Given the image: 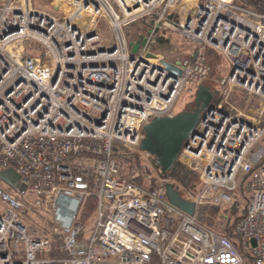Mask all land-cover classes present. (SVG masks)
Instances as JSON below:
<instances>
[{
    "label": "built area",
    "instance_id": "1",
    "mask_svg": "<svg viewBox=\"0 0 264 264\" xmlns=\"http://www.w3.org/2000/svg\"><path fill=\"white\" fill-rule=\"evenodd\" d=\"M48 2L56 13L0 0V171L19 175L14 187L0 182V264H41L57 244L63 264H243L242 252L264 264V16L233 0ZM142 21L149 33L133 52L131 25ZM166 31L197 45L167 61L180 74L156 52ZM215 53L228 74L214 79L213 101L177 156L198 174L190 196L139 143L186 86L194 95L208 80ZM141 160L156 170L151 190L131 181ZM171 181L197 207L231 205L244 187L236 243L172 205ZM29 192L38 198L27 201ZM89 196L97 201L85 223Z\"/></svg>",
    "mask_w": 264,
    "mask_h": 264
},
{
    "label": "water",
    "instance_id": "2",
    "mask_svg": "<svg viewBox=\"0 0 264 264\" xmlns=\"http://www.w3.org/2000/svg\"><path fill=\"white\" fill-rule=\"evenodd\" d=\"M135 47L136 45L132 50H135ZM164 64L176 74H180V70L171 63L164 61ZM212 101L213 91L210 87L204 83L199 84L194 92L193 104L188 105L187 109L171 116H155L142 127L143 137L139 148L154 157L159 165L160 175L173 166L182 145L193 135L202 112ZM18 180L19 175L13 169L0 171V181L9 187H14ZM164 186L166 198L172 205L189 215L195 214L194 202L184 198L172 183L166 182Z\"/></svg>",
    "mask_w": 264,
    "mask_h": 264
},
{
    "label": "rangeland",
    "instance_id": "3",
    "mask_svg": "<svg viewBox=\"0 0 264 264\" xmlns=\"http://www.w3.org/2000/svg\"><path fill=\"white\" fill-rule=\"evenodd\" d=\"M48 1L49 0H32V6L34 8L50 11L51 13H56L50 7V3ZM139 24H141L142 27H140ZM146 24H147L146 22L142 21L131 25V28L133 29V34L131 36V40H132L131 44H134L133 47L136 45V43L139 42L140 39H142L145 35L149 33L148 28H146L147 27ZM164 36H165L164 41L167 40V42L165 44L159 43L156 47V52H159L166 61L178 62L182 60V58L191 55L196 50L197 45L195 42L191 41L190 39L184 36L178 35L173 31H166L164 33ZM172 48H176L177 52L171 53L170 50ZM136 50L137 48L135 47V50H133V52H136ZM209 57L212 58L210 59V73L208 75V80L205 81L206 82L205 84L207 86H211L212 84H215L214 79L217 78L219 75L223 77L227 76L229 71V64L225 57L219 55L218 53H215L213 54V56H209ZM236 93L237 95H240L239 94L240 90L237 89ZM193 98L194 95L192 94L191 88L189 86H186L175 104L173 113L176 114L177 112L187 109L188 105L193 104ZM237 99L232 98V103L237 108H241V109L244 108V101ZM253 101L256 102V99H254ZM261 145L264 146V135L261 137V139L258 142V146ZM123 163L126 166L125 170L130 171V168H132L131 164H133L132 159L124 158ZM140 165L143 173H145L146 170L148 171L149 169H151L152 172L151 176L156 177L157 175L156 170H154L151 166L147 165L143 160H141ZM132 175L134 176V171L132 172ZM140 187L144 188L145 186H140ZM245 195H246V190L243 189L242 186H239L236 189V192L233 196L234 199L236 200V204L240 211L243 209L245 205ZM37 198L38 196L32 192H29L26 195L27 201H35ZM96 201L97 198H95V202ZM211 207L212 206L197 207L195 218L209 229L214 230L217 233H221L223 223L231 213L230 211L231 206L228 205V206L216 207L214 212L211 211Z\"/></svg>",
    "mask_w": 264,
    "mask_h": 264
},
{
    "label": "trees",
    "instance_id": "4",
    "mask_svg": "<svg viewBox=\"0 0 264 264\" xmlns=\"http://www.w3.org/2000/svg\"><path fill=\"white\" fill-rule=\"evenodd\" d=\"M233 4L241 9L249 10L255 13H258L260 15L264 16V0H233ZM262 21L264 23V17L262 18ZM206 83L205 81L203 82ZM211 89H214L215 86L212 84L209 86ZM217 99V96L214 95V100ZM125 154H121L123 158H129V154L127 152H124ZM118 154V153H116ZM119 155V154H118ZM153 164L157 170H159L158 163L152 158ZM165 178H170L177 182L180 186H182L186 191L189 193L190 196H193L197 193L199 189V181L197 177V173H195L193 170L185 166L184 164L180 163L177 159L174 162L173 166L164 172L162 175ZM156 177H153L151 179H146L143 175V172L140 173V175L134 179H131V181L139 186H145L144 188L147 190H151L154 186V179ZM244 189V187H243ZM180 194L186 198L187 196L185 193L180 190ZM245 205H246V195H245ZM245 205L243 209L240 211L238 209V206L236 204V200L229 206L230 207V215L228 218L224 221L221 233L229 240L236 243L237 236L234 232V226L235 223L244 215L245 212ZM95 198L92 196H89L86 198V200L83 202L82 209H81V218L86 223H90V221L94 218V211H95ZM213 207V208H212ZM211 211L214 212L216 207L212 206ZM228 221V222H227ZM65 256L63 249L59 246V244L54 245L51 252L45 257L48 259V261L43 262L41 264H63L62 259ZM243 256V264H254L251 256L246 253L242 252Z\"/></svg>",
    "mask_w": 264,
    "mask_h": 264
},
{
    "label": "bare ground",
    "instance_id": "5",
    "mask_svg": "<svg viewBox=\"0 0 264 264\" xmlns=\"http://www.w3.org/2000/svg\"><path fill=\"white\" fill-rule=\"evenodd\" d=\"M235 98L237 99V96H235ZM168 179H170V178H168ZM172 180V179H171ZM1 182V181H0ZM154 183L156 182V181H153ZM172 183H173V186H174V188L175 189H177L179 192H181L180 191V189L174 184V182L173 181H171ZM192 201V200H191ZM192 202H194V201H192ZM195 203V202H194ZM195 206H196V203H195ZM196 208H197V206H196Z\"/></svg>",
    "mask_w": 264,
    "mask_h": 264
},
{
    "label": "crops",
    "instance_id": "6",
    "mask_svg": "<svg viewBox=\"0 0 264 264\" xmlns=\"http://www.w3.org/2000/svg\"><path fill=\"white\" fill-rule=\"evenodd\" d=\"M162 43H165V41H161Z\"/></svg>",
    "mask_w": 264,
    "mask_h": 264
},
{
    "label": "flooded vegetation",
    "instance_id": "7",
    "mask_svg": "<svg viewBox=\"0 0 264 264\" xmlns=\"http://www.w3.org/2000/svg\"><path fill=\"white\" fill-rule=\"evenodd\" d=\"M154 158V157H153Z\"/></svg>",
    "mask_w": 264,
    "mask_h": 264
}]
</instances>
